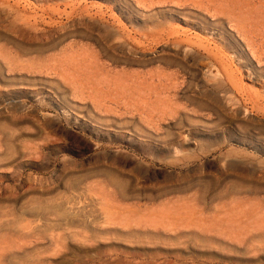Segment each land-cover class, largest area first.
<instances>
[{
	"label": "rangeland",
	"instance_id": "obj_1",
	"mask_svg": "<svg viewBox=\"0 0 264 264\" xmlns=\"http://www.w3.org/2000/svg\"><path fill=\"white\" fill-rule=\"evenodd\" d=\"M234 201L264 210V0H0V264H264Z\"/></svg>",
	"mask_w": 264,
	"mask_h": 264
},
{
	"label": "bare ground",
	"instance_id": "obj_2",
	"mask_svg": "<svg viewBox=\"0 0 264 264\" xmlns=\"http://www.w3.org/2000/svg\"><path fill=\"white\" fill-rule=\"evenodd\" d=\"M120 188H122V187L120 186ZM119 194L121 195L122 193L119 192ZM122 195L124 196V194H122ZM220 197H223V195H220ZM197 201H200V199L197 198ZM241 203L242 202H239V201H234V202L230 203L231 211L223 219L226 220L227 222H230V223H239V222L243 221V219H246L247 221H253V220H256V219L262 220L264 218V210H263V208L262 209L256 208L254 210V212H248V211H244L241 208ZM181 210H183V209H181L180 207H174L173 209H166L164 211H161V212L158 213V215H159V217H162V218H172V219H176V220H184V219L185 220H192L193 218H196L195 217V209L194 208L187 209L188 212H181ZM246 210H247V208H246ZM222 211H224V210H222ZM212 218H214V219H220V217L218 215H213ZM196 219H199V218H196ZM200 219H201V217H200ZM237 233H238V231H237ZM177 234H178V236H183L182 233H177ZM190 235L191 236H194V237H197V234L196 233H191ZM236 238H237V241H238V243H239L240 246L235 247V245H233V246L229 247L228 249L229 250H235L236 248H240V249H242L243 251L246 252V251L251 250L252 247L255 246V245L253 246V243L255 241H258V240H260L262 238L264 239V232L254 231V230L251 231V230H249V231H245L240 236L237 235ZM22 254H24V253H22Z\"/></svg>",
	"mask_w": 264,
	"mask_h": 264
}]
</instances>
